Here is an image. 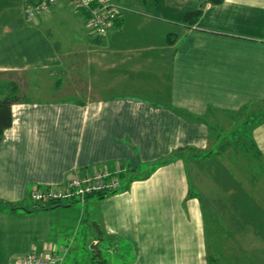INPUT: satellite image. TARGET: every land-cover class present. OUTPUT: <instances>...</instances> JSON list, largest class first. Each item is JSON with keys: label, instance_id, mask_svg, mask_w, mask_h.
<instances>
[{"label": "crops", "instance_id": "0c3cea01", "mask_svg": "<svg viewBox=\"0 0 264 264\" xmlns=\"http://www.w3.org/2000/svg\"><path fill=\"white\" fill-rule=\"evenodd\" d=\"M41 1L0 0V82L54 98L22 97L0 140V264L45 251L54 218L68 244L50 248L68 247L66 260L83 209L29 213L31 193L116 166L137 178L87 200L90 263L209 264L204 206L190 197L188 168L173 154L210 147V123L230 112L258 123L253 137L264 156V0H166L169 14L159 11L162 0H110L131 11L104 37L90 34L88 14L69 0L28 21L26 9ZM192 11L202 14L194 25L184 21ZM252 244L250 263L232 264H264V235Z\"/></svg>", "mask_w": 264, "mask_h": 264}, {"label": "rangeland", "instance_id": "374dc122", "mask_svg": "<svg viewBox=\"0 0 264 264\" xmlns=\"http://www.w3.org/2000/svg\"><path fill=\"white\" fill-rule=\"evenodd\" d=\"M168 1L162 0L159 11L161 13L170 12V5ZM118 4V3H117ZM120 5V4H119ZM126 12L131 11L123 5ZM176 6V5H173ZM177 9L180 11H186V6L181 7L177 4ZM192 10V8L190 9ZM0 94L3 96L4 93L11 92V86H7L6 82H0ZM22 85V84H21ZM23 87V86H22ZM19 89V88H18ZM23 92L15 93L20 98L24 97L26 101H53L52 94L50 92L36 93L32 90L26 92V88H23ZM5 98V97H3ZM2 99V98H0ZM220 121V126L214 129V124L210 123L212 126L210 147L205 150L198 148H186L190 153L189 160V170L188 174L190 186L193 193L198 194L196 198L200 199L204 208L208 212L210 218V224L214 223L216 218H219L220 227H213V234L217 236V243L219 244L220 257L218 258L217 264H232L235 261L249 262L247 259L253 252L254 245L252 244V239L256 236L262 237L264 235V175L261 177L257 185L253 186L251 180L253 179V173H247L239 171L238 166L234 163L232 159V154H224V156L217 157L214 154H210L206 157V160L193 158L196 154L201 152H207L212 148H216L215 139L216 135L219 133L220 129L224 131H230L231 122L226 119L223 114L216 115ZM192 150V151H190ZM179 151L177 150L175 154ZM172 156V158H173ZM175 157V156H174ZM176 158V157H175ZM195 159V160H194ZM170 161V159H169ZM152 168L149 166L141 168L139 173H144V171H151ZM232 174V176H230ZM31 206V203L28 204ZM74 206H79L83 209L84 218L79 217L76 222V227L78 229L74 230L70 234V239H74L73 247L71 246V252L66 258L64 264H91L90 258L93 252L90 250V239L87 236L89 227L86 224L88 220L87 213L89 212L88 206L82 205V203H74ZM213 215H216L213 216ZM72 216V214H68ZM64 217V216H63ZM83 218V222H82ZM62 220V216H61ZM57 219H53V228H51V236L47 245L61 247L67 245L64 234H61L56 227H54ZM67 223L64 219V224ZM70 224V222H69ZM75 227V228H76ZM247 257V258H246ZM243 264V263H242Z\"/></svg>", "mask_w": 264, "mask_h": 264}, {"label": "trees", "instance_id": "16d2710c", "mask_svg": "<svg viewBox=\"0 0 264 264\" xmlns=\"http://www.w3.org/2000/svg\"><path fill=\"white\" fill-rule=\"evenodd\" d=\"M212 4H222L223 0H210ZM201 11H192L184 15V21L186 23H190V25H194L197 23L199 17L201 16ZM177 36L175 34H170L168 36V43L169 44H174L176 42ZM11 86V94L12 96H8L5 98L0 99V140L2 135L5 133V130L10 128L12 126V106L15 103H21L22 100L19 96H17L15 93L19 92V89L17 85L15 84H10ZM263 111V110H262ZM210 113H216V110L210 109ZM223 114L228 115V119H230L231 122V129L230 131H224L223 129H220L218 131L219 133L216 135V139L214 140L216 148H212L211 150L205 152H201L199 154H196L195 156H192L193 158H198L199 160H206V157L210 154H214L217 157L224 156V154H232V159L234 160V163L238 166L239 171L242 172H247L250 173L252 172L253 179L251 182L253 183V186L257 185L261 177L264 175V156L260 149L258 148L254 137H253V130L254 127L257 126L258 123L255 122V120H251L250 118L245 119L243 123H241L239 117L241 114L237 113H230V112H223ZM263 116V121H264V115ZM214 121L212 122L214 124V129H216L217 126H220V121L218 120L217 117H214ZM261 121V122H263ZM260 122V123H261ZM255 123V124H254ZM212 127V126H211ZM214 131V130H213ZM211 131V132H213ZM179 152L175 154L174 156L177 159H183L184 162L186 163V166L189 170V160L190 155H188V152L186 148L183 150L180 149L178 150ZM192 151V150H190ZM195 160V159H194ZM169 162V159L165 158L157 163H155L152 166V170L147 172V173H140L139 176L142 177V179H147L150 177L152 172L158 167L165 165ZM139 173V172H138ZM232 176V174H230ZM137 178L136 173L134 171L127 172L123 174L122 181H123V187L122 190H127L133 180ZM191 182V180H190ZM198 194L193 193L192 189H190V197L196 196ZM99 198L104 199L109 196L107 195H98ZM34 205V204H33ZM203 205V204H202ZM23 205L21 203H16V204H10V207L12 209H17L22 207ZM65 206L64 204L61 203H53L48 206H33L29 213H34V212H40V211H47L53 208L57 207H62ZM205 207V206H204ZM203 207V219H204V226H205V238H206V249H207V260L209 264H217L218 258L221 256L220 255V250H219V244L217 243V236L218 234H213V227H220V221L219 218H216L214 220V223L209 221L210 218L208 216V212L206 209ZM216 217V215H213ZM219 226V227H218ZM222 227H220V230Z\"/></svg>", "mask_w": 264, "mask_h": 264}, {"label": "built area", "instance_id": "2783aa9c", "mask_svg": "<svg viewBox=\"0 0 264 264\" xmlns=\"http://www.w3.org/2000/svg\"><path fill=\"white\" fill-rule=\"evenodd\" d=\"M62 0H43L26 9V18L37 22L57 3ZM75 11H83L89 15V32L93 36L104 37L115 22L126 12L122 6L110 0H69ZM127 173L124 166H116L104 171L73 173L61 185L38 187L30 195L35 206H48L53 203L86 204L90 197L98 195L112 196L120 193L123 187L122 177ZM68 247L61 251H52L49 247L43 252L27 253L18 264H64Z\"/></svg>", "mask_w": 264, "mask_h": 264}]
</instances>
